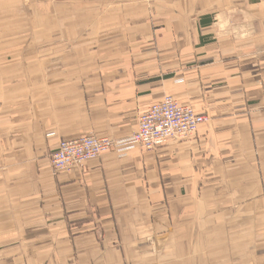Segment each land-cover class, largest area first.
<instances>
[{
    "label": "crops",
    "instance_id": "0c3cea01",
    "mask_svg": "<svg viewBox=\"0 0 264 264\" xmlns=\"http://www.w3.org/2000/svg\"><path fill=\"white\" fill-rule=\"evenodd\" d=\"M168 94L194 136L53 169ZM0 132V264H264V0H0Z\"/></svg>",
    "mask_w": 264,
    "mask_h": 264
},
{
    "label": "built area",
    "instance_id": "2783aa9c",
    "mask_svg": "<svg viewBox=\"0 0 264 264\" xmlns=\"http://www.w3.org/2000/svg\"><path fill=\"white\" fill-rule=\"evenodd\" d=\"M207 120V115L197 114L191 106L168 94L140 113L138 128L130 137L114 140L106 136L86 135L64 139L52 153L51 165L58 172L70 171L112 150L119 153L137 149L153 151L170 140H186L194 136Z\"/></svg>",
    "mask_w": 264,
    "mask_h": 264
},
{
    "label": "rangeland",
    "instance_id": "374dc122",
    "mask_svg": "<svg viewBox=\"0 0 264 264\" xmlns=\"http://www.w3.org/2000/svg\"><path fill=\"white\" fill-rule=\"evenodd\" d=\"M30 35H31V34L27 33V37H26V38L29 39Z\"/></svg>",
    "mask_w": 264,
    "mask_h": 264
}]
</instances>
